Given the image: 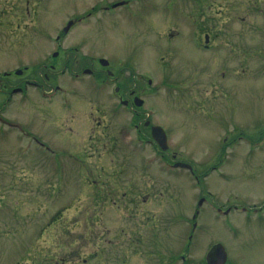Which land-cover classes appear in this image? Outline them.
Listing matches in <instances>:
<instances>
[{
	"label": "rangeland",
	"instance_id": "obj_1",
	"mask_svg": "<svg viewBox=\"0 0 264 264\" xmlns=\"http://www.w3.org/2000/svg\"><path fill=\"white\" fill-rule=\"evenodd\" d=\"M24 1L6 22L0 0V264H119L116 244L130 241L121 224L138 227L125 231L142 245L124 264H159L162 249L171 264H207L219 244L228 264H264V0H132L68 36L69 20L117 0H36L39 14L35 0ZM18 21L22 45L6 36ZM205 35L210 47L198 50L194 37L203 46ZM102 58L108 66H98ZM84 68L98 73L69 75ZM29 80L45 91L73 88L72 107L31 87L10 95ZM117 86L149 99L144 109L167 131L170 156L199 181L159 164L142 169L152 152L131 146L123 107L112 113ZM123 193L140 196L127 207ZM118 208L133 215L120 222Z\"/></svg>",
	"mask_w": 264,
	"mask_h": 264
},
{
	"label": "flooded vegetation",
	"instance_id": "obj_2",
	"mask_svg": "<svg viewBox=\"0 0 264 264\" xmlns=\"http://www.w3.org/2000/svg\"><path fill=\"white\" fill-rule=\"evenodd\" d=\"M28 1H27V3H28ZM35 1H34V3H35ZM23 2H25V1L24 0H16V1L11 3V0H5V3L9 6V9H10V11L8 10L7 13H8V15L9 14L11 15L10 17L8 16L9 18L6 20V22H12V18H13L12 14H17L15 12H11L16 7L17 4H19V8H20V10L22 12V3ZM119 2H125L126 5H130L129 4V0H117V1L113 2V4H111L110 6L114 7V5L116 3H119ZM36 3H37L36 4L37 5V7H36L37 9L36 10H37V13L39 14V11H40V9L42 7V1H36ZM108 7H109L108 5L100 6L98 8L94 7L92 11H90V12H88L86 14H83L82 16H79V17H76V18H72L71 20L74 21V25L72 26V28L83 24L84 21H86L87 19H89L92 16L101 15L103 11H107L108 10ZM18 19H20V18L18 17ZM31 21H33V19ZM14 23H17L16 27H13L12 24L9 27H6V29L8 28V30H9V32L7 33L6 36H8V37L13 36L15 39H18V40L22 39L21 36L19 35L20 31H18L21 28V26H20L21 23H20V21L13 22V25H14ZM72 28H71V30H72ZM13 30H16L18 32L15 33V32H13ZM70 31L68 33H64V34L66 36H68ZM178 34L179 33H177L176 35H178ZM60 37H61L60 34H56V41H59ZM192 40H193V38H192ZM213 41H215V40H213ZM194 42L197 45V49L198 50H200V49L201 50H208V48L210 47L209 42H212V41L210 40V38L207 35H205L204 45L203 46H202V42L200 41V39L198 37H196V36L194 37ZM18 43H20V45H22L23 42H21L19 40ZM55 53L58 54L59 52H55ZM55 56H57V55H54V57ZM87 60H89V59H87ZM96 60H97L98 66H103L101 61H100L101 59H96ZM95 63H96V61H95ZM53 68H55V66H53ZM25 70H26V68H25ZM87 70H89L91 72L89 74V76H95L98 73V71H96V68H94L93 70H91L89 68H84L81 71L83 73H85V71H87ZM17 71H19V70H17ZM15 74H16V76H21V75L17 74L16 71H15L14 75ZM108 74H109V76H108L109 79L114 78L113 77L114 75L111 72H108ZM73 76L77 78V77H79V74H74L73 73ZM108 78L100 77V83L99 84L101 86H108L109 83L112 82V81H109ZM30 87L33 88V89L39 90V92L43 96H45V98H49L50 94H54L55 95L54 97H56L57 94L60 91H62L58 85H55L49 91H45V89H43V86L39 82L34 81V80L33 81L29 80V81H26L22 86H18V87L13 88L11 90L12 93L10 95L16 94V93H14V91H16V90H19L17 94L25 95L28 92ZM136 89H137L136 90L137 92L140 91L138 89V87ZM120 90H121V87H118V86L115 87L114 88V93L115 94L113 93V94L109 95L107 97V99L109 101L113 102L114 107H112V113L116 115L115 117H117L118 114H120V113L117 112L119 107H123L126 110L125 111L126 115L122 114L121 115L122 117L119 119V121L120 122L123 121L122 123H124L125 129L132 133V138L130 139L131 146L139 147V145H140L141 148H143L144 150H146L147 148H149L151 150L152 153L147 154L144 157H142V161H141L142 169L143 170H149L155 164H159L160 167H163V168H165V167L169 168L170 165H174L176 162H178V160H177L178 156L176 155V153L173 152V153H171V156H170V152L169 151H162L160 149V147L158 146V144L156 143V141L154 140V138H153V127L156 126V125H159V124L158 123H153V121H152L154 115H156V114H153L154 108L149 106L148 108L144 109L145 105L148 104L147 100H149V99L144 97L143 94L140 96V93H142V92L137 93L135 90H131L129 92L128 96H126V95L123 96V94L121 93ZM137 97H139V98L144 100V102L140 106H138L135 103V99ZM10 99H11V97H9V101H10ZM60 100H61V103L63 104L64 107H66V108H71L72 107V102L70 104L68 103V97H60ZM144 115L147 116L146 119L143 118ZM128 116H129V118H128ZM166 134L168 135L167 131H166ZM196 179L198 180V176L196 177ZM139 196L140 195H137V194H128V193L121 194V197H124V199L128 201L127 204H125L127 207H129L130 205H135L137 203V200H138ZM128 197H130V198H128ZM106 198L108 200H111L110 199V195H107ZM133 203H135V204H133ZM101 204H102V202H101ZM103 204H105V202H103ZM115 204L116 203H114L113 206H115ZM130 209H133V208H130ZM91 210H93V208ZM105 210L106 209H105V206H104L100 210V214L104 213ZM128 212H129V210H122L121 208H118L114 212L115 219L119 220L120 222H122L123 219L127 221L125 216L128 214ZM195 214L198 215L199 214L198 211H196ZM132 215L133 214L130 211V213L128 214V217L132 216ZM93 216H94V214H93ZM193 220L195 221L194 216H193ZM195 224L196 223L192 224L193 231H194V229L197 228V226H196V228H194ZM118 227L121 230L120 237L122 239L126 240V241L130 240L128 243L124 242V245L126 246V249L122 246L123 242H119L118 244H116L119 264H124V262L126 263V260L128 259L127 253L128 252L131 253V251H134L135 249H139L140 247H142V245H140L141 244L140 242L134 243L136 241L135 236H133V235L128 236L126 231H125V230H138V227L133 228V226H128L127 224H123V225L121 224V225H118ZM134 233L136 235H139V232H134ZM192 239H193V237L191 235L189 237V241L191 242ZM192 243H193V241L188 245V248H191V244ZM154 245H155V243H151V246H154ZM151 246L144 245L143 246V250L146 249L145 251L147 252L148 249L152 248ZM154 252H156V251L154 250ZM156 253L160 254L159 264H171V261H174V259L173 260L171 259L169 251L165 252L164 249H162V251H160V252L158 251ZM213 253H214V251L211 250L208 255L213 254ZM206 259H207V257H206ZM182 260L185 262L186 261V257H182ZM85 261H87V259H85L84 262Z\"/></svg>",
	"mask_w": 264,
	"mask_h": 264
},
{
	"label": "water",
	"instance_id": "obj_3",
	"mask_svg": "<svg viewBox=\"0 0 264 264\" xmlns=\"http://www.w3.org/2000/svg\"><path fill=\"white\" fill-rule=\"evenodd\" d=\"M72 23H69L66 27L65 31H68L71 27ZM101 63L104 66H107L109 63L108 61L102 59ZM17 74H21V71H18ZM136 104L140 106L142 104L141 101L136 100ZM153 137L156 140V142L159 144V146L162 148V150L168 149V139L165 131L160 126L153 127ZM181 166L180 164H177L176 167ZM183 167H189L188 165L182 164ZM228 259L227 252L225 248L222 245H217L215 247L214 253L207 256V264H226Z\"/></svg>",
	"mask_w": 264,
	"mask_h": 264
}]
</instances>
